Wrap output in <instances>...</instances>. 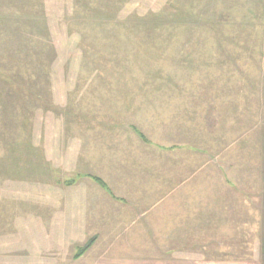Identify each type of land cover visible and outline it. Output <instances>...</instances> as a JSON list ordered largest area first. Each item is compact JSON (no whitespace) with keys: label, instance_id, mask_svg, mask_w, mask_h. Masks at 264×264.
Here are the masks:
<instances>
[{"label":"rangeland","instance_id":"1","mask_svg":"<svg viewBox=\"0 0 264 264\" xmlns=\"http://www.w3.org/2000/svg\"><path fill=\"white\" fill-rule=\"evenodd\" d=\"M263 238L264 0H0V264H264Z\"/></svg>","mask_w":264,"mask_h":264},{"label":"trees","instance_id":"2","mask_svg":"<svg viewBox=\"0 0 264 264\" xmlns=\"http://www.w3.org/2000/svg\"><path fill=\"white\" fill-rule=\"evenodd\" d=\"M97 181H98L102 186H104V184L102 183L101 180L97 179ZM92 243H93V242H90V243H88L84 248H82V249L80 250L79 254L77 255V257H79L80 254H81L82 252H85L87 249H89V247L92 245Z\"/></svg>","mask_w":264,"mask_h":264},{"label":"crops","instance_id":"3","mask_svg":"<svg viewBox=\"0 0 264 264\" xmlns=\"http://www.w3.org/2000/svg\"><path fill=\"white\" fill-rule=\"evenodd\" d=\"M263 240H264V238H263Z\"/></svg>","mask_w":264,"mask_h":264}]
</instances>
